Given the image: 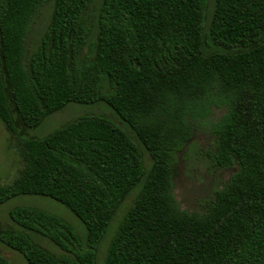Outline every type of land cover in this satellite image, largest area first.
Returning <instances> with one entry per match:
<instances>
[{
    "label": "trees",
    "instance_id": "16d2710c",
    "mask_svg": "<svg viewBox=\"0 0 264 264\" xmlns=\"http://www.w3.org/2000/svg\"><path fill=\"white\" fill-rule=\"evenodd\" d=\"M0 0V119L22 165L0 206L50 196L86 226L34 206L10 210L0 243L28 264H264V0ZM45 7L49 20L31 45ZM105 102L120 119L85 114L29 136L66 103ZM213 107L214 169L230 170L203 208L180 207L179 153ZM125 126V127H124ZM147 152L151 164L145 165ZM37 237L46 238L52 251ZM0 264H12L0 254Z\"/></svg>",
    "mask_w": 264,
    "mask_h": 264
},
{
    "label": "rangeland",
    "instance_id": "374dc122",
    "mask_svg": "<svg viewBox=\"0 0 264 264\" xmlns=\"http://www.w3.org/2000/svg\"><path fill=\"white\" fill-rule=\"evenodd\" d=\"M99 5L100 0H96L89 8V12L93 18L98 12ZM212 9L213 0H209L208 16L212 13ZM50 13L51 8L45 7L37 18L36 25L34 24V29L30 36L31 45L35 44V41L44 30ZM224 111V108L213 107L209 116L201 120L199 125L195 126L193 138L185 151L179 153L180 159L176 165L174 192L180 207L185 210H201L205 202L209 201L212 197L213 190L222 187L223 183L230 176V170L214 169L208 156V151L213 149L215 142L211 130L213 123L219 119ZM85 114H103L122 125L117 114L105 102H69L61 110L47 114L37 127L28 129L27 134L29 136L43 137L62 124ZM144 158L145 165L149 167L151 160L147 152H145ZM21 165L22 161L19 156L15 136H13L0 119V184L13 181ZM135 194L136 191L132 192L115 214L105 237L100 243L96 264H103L113 233L122 215L131 205ZM17 206H34L55 213L69 222L83 240L87 235L85 224L66 205L50 196L40 194H20L4 202L0 206V222L3 227L14 226L9 217V212ZM37 240L52 251L58 252V249L46 238L37 237ZM0 254L4 255L12 264H28L21 253L1 243Z\"/></svg>",
    "mask_w": 264,
    "mask_h": 264
}]
</instances>
